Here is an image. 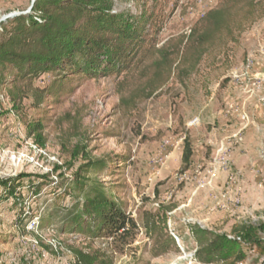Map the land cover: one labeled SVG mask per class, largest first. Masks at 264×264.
<instances>
[{
  "label": "rangeland",
  "instance_id": "obj_1",
  "mask_svg": "<svg viewBox=\"0 0 264 264\" xmlns=\"http://www.w3.org/2000/svg\"><path fill=\"white\" fill-rule=\"evenodd\" d=\"M32 1L0 0V23L29 12ZM114 2L119 13L142 6L140 0ZM219 2L167 0L161 42L189 34ZM258 50L264 53V16L234 40L225 37L195 73L174 78L133 112L119 108L112 77L76 75L42 110L25 100L21 115L3 93L0 179L24 178L15 198L0 187V264H75L66 240L103 249L114 264H201L191 226L228 235L241 222L264 227V90L250 83L264 77V61L256 68L250 57ZM56 79L44 75L38 86ZM35 121L43 122L41 134L28 127ZM186 140L194 151L188 169ZM96 163L102 167L87 176L103 182L136 226L116 238L62 235V214L48 215L76 205L67 187L81 167ZM40 182L47 186L34 194L31 183ZM151 221L175 240L178 252L152 255ZM245 264H264V257L248 251Z\"/></svg>",
  "mask_w": 264,
  "mask_h": 264
},
{
  "label": "trees",
  "instance_id": "obj_2",
  "mask_svg": "<svg viewBox=\"0 0 264 264\" xmlns=\"http://www.w3.org/2000/svg\"><path fill=\"white\" fill-rule=\"evenodd\" d=\"M140 1L141 9L136 13H119L114 9V0H36L26 14L1 22L0 96L5 93L15 113L21 115L25 100H32V107L42 110L49 98L66 92V83L76 75L89 79L112 77L119 108L133 112L174 78L182 80L195 73L225 37L234 40L238 31L264 16V0H220L189 34L162 43L167 0ZM50 74L57 78L53 84L38 86V80ZM28 127L41 134L44 125L35 121ZM193 153L186 140L182 157L185 169ZM125 164L126 160L122 166ZM100 167L102 163L81 167L66 190L78 199L76 205L70 210L56 208L48 215L52 218L62 214V235L116 238L129 235L136 226L103 182L87 176ZM23 178L0 179L8 198L16 197ZM46 186L45 182L31 183L34 194ZM146 228L154 257L179 251L175 240L155 222H148ZM191 228L197 243L196 260L201 264H245L248 251L264 257L263 226L241 222L231 235L197 225ZM65 244L75 256V264H114L103 249L92 244L82 247L69 240Z\"/></svg>",
  "mask_w": 264,
  "mask_h": 264
},
{
  "label": "built area",
  "instance_id": "obj_3",
  "mask_svg": "<svg viewBox=\"0 0 264 264\" xmlns=\"http://www.w3.org/2000/svg\"><path fill=\"white\" fill-rule=\"evenodd\" d=\"M253 67V62L250 61L248 67H247V75L249 76V70ZM250 83L252 87H254L256 90H264V77H253L250 79ZM260 103L261 105H264V96L260 97Z\"/></svg>",
  "mask_w": 264,
  "mask_h": 264
},
{
  "label": "crops",
  "instance_id": "obj_4",
  "mask_svg": "<svg viewBox=\"0 0 264 264\" xmlns=\"http://www.w3.org/2000/svg\"><path fill=\"white\" fill-rule=\"evenodd\" d=\"M258 56H256V55H252V56H250L252 59H254V60H256V68L258 67V64H257V62H258V60H262V62L264 61V53H262L260 50H258ZM263 71H264V69H263ZM235 87V86H234ZM238 92V91H237ZM239 95V94H238ZM242 96L243 95H241L240 94V96H239V98H238V100L240 99V98H242Z\"/></svg>",
  "mask_w": 264,
  "mask_h": 264
},
{
  "label": "water",
  "instance_id": "obj_5",
  "mask_svg": "<svg viewBox=\"0 0 264 264\" xmlns=\"http://www.w3.org/2000/svg\"><path fill=\"white\" fill-rule=\"evenodd\" d=\"M35 1H36V0H33V1H32L31 8H32L33 4L35 3ZM31 8H30V10H31ZM26 13H27V12H26ZM26 13H18V14H26ZM18 14H14V15L10 16L9 18H11V17H13V16H15V15H18Z\"/></svg>",
  "mask_w": 264,
  "mask_h": 264
}]
</instances>
